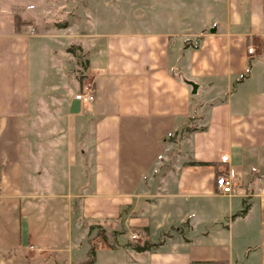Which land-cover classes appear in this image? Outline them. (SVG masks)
Segmentation results:
<instances>
[{"label": "crops", "instance_id": "crops-1", "mask_svg": "<svg viewBox=\"0 0 264 264\" xmlns=\"http://www.w3.org/2000/svg\"><path fill=\"white\" fill-rule=\"evenodd\" d=\"M151 22L83 41L74 80L0 15V264L82 263L94 226L114 245L91 242L94 264H264V0ZM174 133L186 161L162 168ZM141 232L163 244L135 251Z\"/></svg>", "mask_w": 264, "mask_h": 264}, {"label": "rangeland", "instance_id": "rangeland-1", "mask_svg": "<svg viewBox=\"0 0 264 264\" xmlns=\"http://www.w3.org/2000/svg\"><path fill=\"white\" fill-rule=\"evenodd\" d=\"M196 1L0 0V15L8 22L13 21L14 16L28 22L31 25L28 28L30 35L41 33L50 36L56 47V63L60 61L67 74L75 80L82 74L86 65V55L81 48L83 41L93 39L97 35L127 32L131 28L134 29V25L142 30H153V27L145 26L146 23H152L153 20L176 21L191 13ZM205 1L207 0H202V4ZM207 13L202 10V18L206 19ZM185 148L187 149L185 145L183 149L182 145L173 144L168 150L172 159L165 154L161 167L170 160H177L179 152L184 155ZM178 160L186 161V157L181 156Z\"/></svg>", "mask_w": 264, "mask_h": 264}, {"label": "trees", "instance_id": "trees-1", "mask_svg": "<svg viewBox=\"0 0 264 264\" xmlns=\"http://www.w3.org/2000/svg\"><path fill=\"white\" fill-rule=\"evenodd\" d=\"M14 22H15V28L18 29V28H23L24 30H28V28H30V24L28 22H21L20 18L18 16H14ZM72 50V49H71ZM71 52V51H69ZM190 126L186 127L185 128V131L184 133H189V132H193L195 129V127H193V120L190 119ZM181 134H177V133H174L172 136H170L168 139H167V142L169 143H176L179 139H181L182 137L180 136ZM190 165L192 166H203L205 165L204 163H200V162H191ZM244 212V211H243ZM95 232V236L92 237L88 243H89V249L87 251V254H86V260L83 261L82 263H78V264H94V261H95V248L93 246V244L91 242H93L95 239L97 238H100L103 243L110 247V248H113L114 245L111 244L108 240V237L105 233V231H103V229H101L100 227H97V226H94V227H90L89 228V235L91 236V233L92 232ZM141 236L143 237V241L142 243H136V244H133V249L137 252H145V251H150V252H153L156 248H158L159 246H161L163 244V240H159L157 242H153L151 240H149L143 232H141ZM111 237H115V234H112Z\"/></svg>", "mask_w": 264, "mask_h": 264}, {"label": "built area", "instance_id": "built-area-1", "mask_svg": "<svg viewBox=\"0 0 264 264\" xmlns=\"http://www.w3.org/2000/svg\"><path fill=\"white\" fill-rule=\"evenodd\" d=\"M252 52H253L252 48L248 49L249 54H252ZM75 100L82 103L83 105H90L91 103H93L94 97L90 92H85V93L77 94L75 96ZM227 162H228V157L221 158V163L226 164ZM234 180H235V175L233 171L230 170L226 171L224 174L217 177L215 181L217 193L221 196H226V197L232 196L235 192ZM261 192L262 194H264V189H262ZM131 240L136 241L137 236L132 235ZM29 249H33V247H29Z\"/></svg>", "mask_w": 264, "mask_h": 264}, {"label": "water", "instance_id": "water-1", "mask_svg": "<svg viewBox=\"0 0 264 264\" xmlns=\"http://www.w3.org/2000/svg\"><path fill=\"white\" fill-rule=\"evenodd\" d=\"M190 86L192 87V94L195 95L197 91V86L194 84H190Z\"/></svg>", "mask_w": 264, "mask_h": 264}]
</instances>
